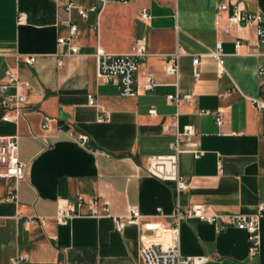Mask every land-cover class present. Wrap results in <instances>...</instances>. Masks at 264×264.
Returning a JSON list of instances; mask_svg holds the SVG:
<instances>
[{
  "label": "crops",
  "instance_id": "obj_1",
  "mask_svg": "<svg viewBox=\"0 0 264 264\" xmlns=\"http://www.w3.org/2000/svg\"><path fill=\"white\" fill-rule=\"evenodd\" d=\"M225 3L260 15L264 26V0L110 1L86 18L68 15L57 0H0V66L29 85L27 113L17 124L4 122L0 107V144L17 135V158L26 166L21 181L0 178V264L16 256L27 264H139L144 246L167 247L173 239L182 255L206 258L202 264H264V217L254 257L245 232H216L226 227L224 216H251L264 206V107H257L264 105V74H258L264 55L253 54L256 25L229 26L227 15L217 12ZM143 9L149 20L141 19ZM20 13L26 19L18 24ZM70 22L79 47L72 56L57 44ZM142 39L147 56L138 62L136 85L153 74L157 86L122 97L117 86L97 77L96 51L127 55ZM218 44L223 73L210 56ZM177 52L178 74L167 75L165 66ZM30 56L36 57L32 66L26 63ZM195 56L201 61L196 69ZM176 93L190 99L169 102ZM216 112L223 115L221 126ZM43 116L51 118L48 130L41 128ZM188 125L202 155L195 158L194 148L184 145L178 172L185 187L178 191L176 181L147 170L150 158L174 153L176 134ZM79 135L85 144L73 139ZM14 190L17 200L6 201ZM66 204L78 216L58 225V207ZM91 204L99 217L89 215ZM193 206L218 216L216 227L183 221L173 238L176 209ZM129 207H137L141 218L117 232L113 219ZM35 216L44 223H24Z\"/></svg>",
  "mask_w": 264,
  "mask_h": 264
},
{
  "label": "built area",
  "instance_id": "obj_2",
  "mask_svg": "<svg viewBox=\"0 0 264 264\" xmlns=\"http://www.w3.org/2000/svg\"><path fill=\"white\" fill-rule=\"evenodd\" d=\"M64 9V11L71 15L76 13L81 18H86L88 13H95L100 11L101 7L106 3L113 1L118 3H127L132 0H93V5L90 8H84L78 5L74 0H57ZM218 13H224L227 15V23L229 26L248 27L250 25H256V34L258 37L257 44L254 47V55H264V26H261L262 19L258 14L248 13L235 4H220L217 6ZM140 17L143 20H149L150 14L148 10L143 9L140 12ZM26 19V15L20 13L17 18V23L21 24ZM68 33L64 37H60L57 40V44L65 46L67 48L68 55H76L79 51V47L76 45V32L77 26L70 22L68 23ZM241 46V42L237 41L235 47L238 49ZM97 60V77L104 84H112L118 87L119 94L122 97H134L137 95V90L141 88L143 91H153L157 86L155 76L149 74L146 77V81L142 85H136L135 73L138 68V62L142 61L147 56V46L144 39L135 43L132 48V52L127 55H109L103 51H96ZM180 53H175L170 62L165 66V74L177 76L178 74V59ZM217 60L219 66V72L223 73L224 66V54L221 50V45L218 44L217 50L210 54ZM36 61L35 56L26 58V63L29 66L34 65ZM200 57L195 56L193 58V66L195 69L200 65ZM259 75L264 74V67L259 66ZM195 76L198 73L195 71ZM3 79V80H2ZM13 89V92L10 90ZM29 99V85L22 82L17 73L12 69H2L0 66V107L5 112L2 120L17 124L22 119L27 110L25 105ZM190 99L189 94L180 95L178 93L174 95H168L167 100L169 102L177 104L180 100ZM88 104L94 105V98L92 95L88 97ZM258 108H263V104H257ZM202 114H212L209 111H201ZM215 116L216 124L221 126L223 123V115L221 112L213 113ZM99 121H107L106 117H99ZM176 121V118H175ZM51 127V118L43 116L41 128L48 130ZM61 131V127H59ZM196 133L193 125L184 127L181 132H177L176 140L173 145L174 153L170 156L152 157L149 159V165L147 172L149 175L163 180H174L177 182V190L184 189L185 184L179 177L178 162L179 156L185 152L184 145H190L196 148L195 143ZM73 139L80 144L87 142L86 137L73 136ZM192 149L195 158H199L202 152ZM18 151V136H10L3 140L0 144V178H14L16 181H21L25 177L26 166L20 163L17 158ZM17 192L14 190L6 201H16ZM82 197H78V205L82 203ZM106 205V203H104ZM104 210H107L104 207ZM91 217H99L96 210V205H90ZM74 207L66 204L58 207L55 221L58 225H66L68 221L77 217ZM176 225L170 230V235L175 238L177 236L178 226L183 221L191 219H198L201 222L208 223L216 227L217 219L216 215L208 213L201 206H193L187 210H181L177 208L175 211ZM264 217V206L260 205L256 214L251 216L244 215H228L223 219L226 223L225 228L216 227V232L226 230L227 227H235L236 229L243 231L247 235L249 243V253L252 257L259 255L261 246V232L260 221ZM141 218L140 212L137 207H129L127 215L124 217H114V226L117 232H122L127 225L137 224ZM26 225H38L43 224L44 219L41 217H30L24 221ZM174 241L167 247L151 244L144 246L140 250V262L139 264H202L206 261L204 257L184 256L181 254L179 246ZM27 259L24 256H16L11 259V264H27Z\"/></svg>",
  "mask_w": 264,
  "mask_h": 264
}]
</instances>
